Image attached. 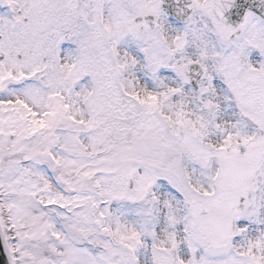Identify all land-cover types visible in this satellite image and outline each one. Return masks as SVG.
<instances>
[{
  "label": "snow or ice",
  "instance_id": "snow-or-ice-1",
  "mask_svg": "<svg viewBox=\"0 0 264 264\" xmlns=\"http://www.w3.org/2000/svg\"><path fill=\"white\" fill-rule=\"evenodd\" d=\"M0 264H264V0H0Z\"/></svg>",
  "mask_w": 264,
  "mask_h": 264
}]
</instances>
